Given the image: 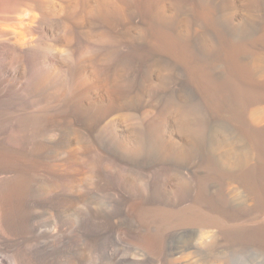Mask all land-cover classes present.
I'll list each match as a JSON object with an SVG mask.
<instances>
[{
  "label": "bare ground",
  "instance_id": "obj_1",
  "mask_svg": "<svg viewBox=\"0 0 264 264\" xmlns=\"http://www.w3.org/2000/svg\"><path fill=\"white\" fill-rule=\"evenodd\" d=\"M218 252L264 264V0H0V264Z\"/></svg>",
  "mask_w": 264,
  "mask_h": 264
},
{
  "label": "rangeland",
  "instance_id": "obj_2",
  "mask_svg": "<svg viewBox=\"0 0 264 264\" xmlns=\"http://www.w3.org/2000/svg\"><path fill=\"white\" fill-rule=\"evenodd\" d=\"M200 239H201V237H200V235L199 234H196V235H194L193 237H191L190 239H189V243H191V244H194V242H200ZM193 242V243H192ZM196 254V255H195ZM193 253V254H191V257L193 258V260L197 263V264H199V262L201 261V262H203V261H205V256H204V254L203 253ZM218 255H217V260H218V264H221L224 260H225V257H223V255H222V253L221 252H218L217 253ZM200 262V263H201ZM234 262V263H233ZM239 264L238 262H237V260H235V259H230V261H229V264ZM5 264H13V261L11 260V259H9V257H6V262H5Z\"/></svg>",
  "mask_w": 264,
  "mask_h": 264
}]
</instances>
